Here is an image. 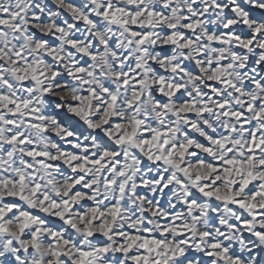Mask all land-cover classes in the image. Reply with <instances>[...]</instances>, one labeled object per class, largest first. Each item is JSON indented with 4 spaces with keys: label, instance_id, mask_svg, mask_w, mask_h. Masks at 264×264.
<instances>
[{
    "label": "snow or ice",
    "instance_id": "6c2138e0",
    "mask_svg": "<svg viewBox=\"0 0 264 264\" xmlns=\"http://www.w3.org/2000/svg\"><path fill=\"white\" fill-rule=\"evenodd\" d=\"M0 264H264V0H0Z\"/></svg>",
    "mask_w": 264,
    "mask_h": 264
}]
</instances>
